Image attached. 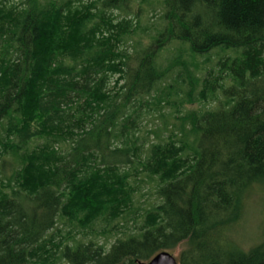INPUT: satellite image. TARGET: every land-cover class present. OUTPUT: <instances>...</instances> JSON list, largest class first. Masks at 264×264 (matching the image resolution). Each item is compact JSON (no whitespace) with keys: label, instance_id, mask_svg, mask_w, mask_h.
<instances>
[{"label":"trees","instance_id":"obj_1","mask_svg":"<svg viewBox=\"0 0 264 264\" xmlns=\"http://www.w3.org/2000/svg\"><path fill=\"white\" fill-rule=\"evenodd\" d=\"M90 1L102 6L98 19L73 0H0V264H51L60 227L124 218L130 170L150 180L158 204L110 249L60 243V264H139L183 243L179 264H264V242L246 252L229 236L264 191V0H164L155 45L240 55L220 62L229 105L187 114L181 144L140 143L138 104L173 71L151 47L117 53L133 20L118 32L107 10L128 0ZM183 71L163 96L197 92ZM112 75L123 82L116 92Z\"/></svg>","mask_w":264,"mask_h":264},{"label":"rangeland","instance_id":"obj_2","mask_svg":"<svg viewBox=\"0 0 264 264\" xmlns=\"http://www.w3.org/2000/svg\"><path fill=\"white\" fill-rule=\"evenodd\" d=\"M73 1L88 4L94 13L93 17L97 16L96 19L101 15L102 6L99 2ZM76 2L75 4L78 5ZM127 2L125 11L107 10V13L113 16L112 21L116 24L118 32H122L125 20L131 22L133 20L132 27H134L131 28V33L121 35L118 41L113 42L116 44L117 53L129 51L130 55L135 56L137 51L151 47L157 52L156 61L159 68L162 70L169 68L173 71L171 77H168L167 83L161 84L156 93H154L156 89L152 92L155 94L154 97H145L138 104L134 130L140 137V143L150 144L170 142V140L176 144L186 143L187 139H183L182 133L188 128L187 125H184L183 120L187 114H203L226 108L229 105L230 99L223 94L221 88L230 87L232 81L227 72L220 67V62L238 59L240 55L232 50H215L206 56H195L189 51L187 45L175 41L155 45L154 41L167 27L164 21L165 1L128 0ZM185 69L191 72L193 79H197V92L190 98L186 95L187 92L182 93L181 90L178 92L175 87L172 88L169 95L166 92L163 96L162 92L169 88L171 81L174 83L176 80V72ZM117 79L118 76L112 77L111 89L113 92L119 90L123 85V82L116 84ZM205 82L206 85H204ZM191 99L194 101L189 102ZM130 174L132 176H129L128 183L134 187V190H132L129 209L124 218L109 225L107 223L95 225L93 229L89 230L80 228L73 230L69 226L60 227L59 234L55 238L56 241L50 244V249L55 252L51 264H60L58 255L60 243L65 245L92 241L105 249H110L119 239L126 238L138 229L144 216L154 209L159 200L150 180H146L145 176L133 179L135 177L131 170ZM229 236L246 252L264 242V191L262 189L254 190L253 195L246 202L243 218L231 230ZM186 249L188 247L186 243H183L175 250L168 252L180 260L182 252Z\"/></svg>","mask_w":264,"mask_h":264},{"label":"water","instance_id":"obj_3","mask_svg":"<svg viewBox=\"0 0 264 264\" xmlns=\"http://www.w3.org/2000/svg\"><path fill=\"white\" fill-rule=\"evenodd\" d=\"M139 264H179V262L171 253L163 251L155 255L151 260L139 262Z\"/></svg>","mask_w":264,"mask_h":264},{"label":"bare ground","instance_id":"obj_4","mask_svg":"<svg viewBox=\"0 0 264 264\" xmlns=\"http://www.w3.org/2000/svg\"><path fill=\"white\" fill-rule=\"evenodd\" d=\"M3 63V62H2ZM105 67V66H104ZM108 69V68H107ZM90 97V96H89ZM123 121V120H122Z\"/></svg>","mask_w":264,"mask_h":264}]
</instances>
